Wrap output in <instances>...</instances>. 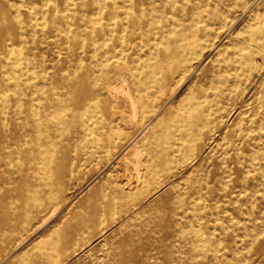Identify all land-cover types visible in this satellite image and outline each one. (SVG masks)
<instances>
[{
  "label": "rangeland",
  "instance_id": "1",
  "mask_svg": "<svg viewBox=\"0 0 264 264\" xmlns=\"http://www.w3.org/2000/svg\"><path fill=\"white\" fill-rule=\"evenodd\" d=\"M252 1L0 0V264H264Z\"/></svg>",
  "mask_w": 264,
  "mask_h": 264
},
{
  "label": "bare ground",
  "instance_id": "2",
  "mask_svg": "<svg viewBox=\"0 0 264 264\" xmlns=\"http://www.w3.org/2000/svg\"><path fill=\"white\" fill-rule=\"evenodd\" d=\"M254 1V0H253ZM252 1V2H253ZM113 2V1H112ZM96 4V3H95ZM113 4V3H112ZM111 4V5H112ZM251 4V3H250ZM104 5V4H103ZM96 7V6H95ZM96 10V9H95ZM101 12V11H100ZM246 12V11H245ZM96 13V12H95ZM255 14V13H254ZM126 16V15H125ZM221 18V17H220ZM254 20V19H253ZM221 20L219 19V22H220ZM235 23V22H234ZM221 25V24H220ZM218 30V29H217ZM231 30V29H230ZM228 32V31H227ZM243 32V31H242ZM260 40V39H259ZM220 42V41H219ZM157 46V45H156ZM18 49V48H17ZM156 49V48H155ZM149 52V51H148ZM118 53H120V52H118ZM119 55V54H118ZM209 55V54H208ZM197 56V55H196ZM115 57V56H114ZM215 57V56H214ZM116 58V57H115ZM212 63V62H211ZM17 64V63H16ZM141 68V67H140ZM213 68V67H212ZM133 69V68H132ZM31 72V71H30ZM182 73V71L180 72V74ZM183 73H184V71H183ZM182 73V74H183ZM179 74V76L178 77H180V76H182V75H180ZM126 78V77H125ZM124 78V79H125ZM180 80V79H179ZM120 83V82H119ZM123 84H124V82H123ZM117 85V84H116ZM123 86V85H122ZM127 86V85H126ZM171 89V88H170ZM169 90V89H168ZM130 93V92H129ZM169 94V93H168ZM167 94V95H168ZM124 99V98H123ZM126 100V99H125ZM181 101V100H180ZM122 102V101H121ZM129 103H130V106H131V108L133 109V110H135V102L132 100V98L129 96ZM119 105V104H118ZM124 105V104H123ZM116 106V105H115ZM121 107V106H120ZM127 107H129V106H127ZM130 108V107H129ZM130 108V109H131ZM130 109H129V111H130ZM120 112V111H119ZM122 113V112H121ZM186 113V112H185ZM186 116H188V115H186ZM186 116H184V117H186ZM131 118V117H130ZM135 120V119H134ZM151 121V120H150ZM260 121V120H259ZM181 126V125H180ZM145 127V126H144ZM143 128V127H142ZM139 133V132H138ZM131 147L132 148H129V149H131V153L134 155V157H135V160H132L131 161V165L133 166V168H135L136 169V165H137V161H138V155H139V150L137 149V146H135L134 144L133 145H131ZM128 149V150H129ZM177 149V148H176ZM126 160V159H125ZM130 169V168H129ZM139 174V173H138ZM139 177V176H138ZM137 177V178H138ZM130 181V180H129ZM131 183V182H130ZM128 184V183H127ZM40 229V226H38L36 229H35V231L36 230H39Z\"/></svg>",
  "mask_w": 264,
  "mask_h": 264
},
{
  "label": "crops",
  "instance_id": "3",
  "mask_svg": "<svg viewBox=\"0 0 264 264\" xmlns=\"http://www.w3.org/2000/svg\"><path fill=\"white\" fill-rule=\"evenodd\" d=\"M71 243V240H69V244Z\"/></svg>",
  "mask_w": 264,
  "mask_h": 264
}]
</instances>
